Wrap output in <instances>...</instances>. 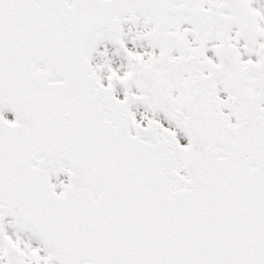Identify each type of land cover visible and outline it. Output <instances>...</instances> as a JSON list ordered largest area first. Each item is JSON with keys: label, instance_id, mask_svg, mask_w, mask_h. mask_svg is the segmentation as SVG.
I'll return each mask as SVG.
<instances>
[{"label": "snow or ice", "instance_id": "snow-or-ice-1", "mask_svg": "<svg viewBox=\"0 0 264 264\" xmlns=\"http://www.w3.org/2000/svg\"><path fill=\"white\" fill-rule=\"evenodd\" d=\"M0 264H264V0H0Z\"/></svg>", "mask_w": 264, "mask_h": 264}]
</instances>
